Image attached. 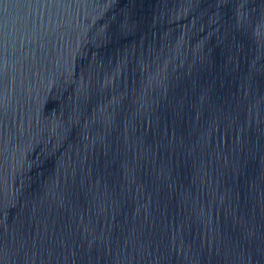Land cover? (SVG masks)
I'll return each mask as SVG.
<instances>
[{
  "label": "water",
  "instance_id": "95a60500",
  "mask_svg": "<svg viewBox=\"0 0 264 264\" xmlns=\"http://www.w3.org/2000/svg\"><path fill=\"white\" fill-rule=\"evenodd\" d=\"M0 264H264V0H0Z\"/></svg>",
  "mask_w": 264,
  "mask_h": 264
}]
</instances>
